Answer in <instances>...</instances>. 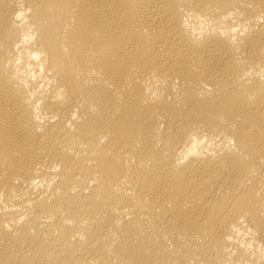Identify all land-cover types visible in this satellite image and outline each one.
I'll use <instances>...</instances> for the list:
<instances>
[{
	"label": "bare ground",
	"instance_id": "6f19581e",
	"mask_svg": "<svg viewBox=\"0 0 264 264\" xmlns=\"http://www.w3.org/2000/svg\"><path fill=\"white\" fill-rule=\"evenodd\" d=\"M0 264H264V0H0Z\"/></svg>",
	"mask_w": 264,
	"mask_h": 264
}]
</instances>
